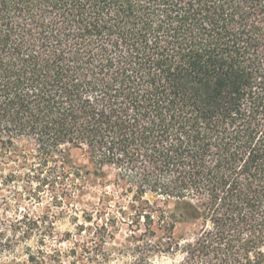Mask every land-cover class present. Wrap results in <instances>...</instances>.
I'll list each match as a JSON object with an SVG mask.
<instances>
[{"label": "trees", "instance_id": "1", "mask_svg": "<svg viewBox=\"0 0 264 264\" xmlns=\"http://www.w3.org/2000/svg\"><path fill=\"white\" fill-rule=\"evenodd\" d=\"M0 161L65 196L112 168L88 220L156 225L175 264H264V0H0Z\"/></svg>", "mask_w": 264, "mask_h": 264}, {"label": "rangeland", "instance_id": "2", "mask_svg": "<svg viewBox=\"0 0 264 264\" xmlns=\"http://www.w3.org/2000/svg\"><path fill=\"white\" fill-rule=\"evenodd\" d=\"M70 155L77 163L87 161L78 149ZM105 171V178H91L82 191L65 196L63 186L38 188L0 161V264H133L146 255L152 264L178 262L179 253L155 249L167 235L156 225L150 235L143 222L121 217L118 206L88 220L103 192L119 196L114 169ZM204 225L202 220L176 223L174 236L191 241Z\"/></svg>", "mask_w": 264, "mask_h": 264}]
</instances>
